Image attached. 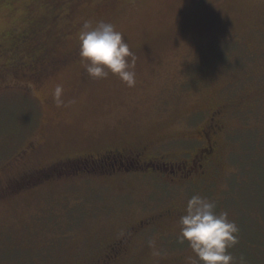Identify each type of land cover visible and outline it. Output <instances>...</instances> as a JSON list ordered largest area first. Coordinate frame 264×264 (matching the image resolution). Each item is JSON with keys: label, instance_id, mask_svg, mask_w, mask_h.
<instances>
[{"label": "rangeland", "instance_id": "1", "mask_svg": "<svg viewBox=\"0 0 264 264\" xmlns=\"http://www.w3.org/2000/svg\"><path fill=\"white\" fill-rule=\"evenodd\" d=\"M11 1L0 0V45L36 17L48 52L77 57L42 74L39 84L23 68L10 73L0 57V179L24 150L35 168L123 140H153L159 150L182 155L193 149L185 139L209 116L205 110L246 95L249 107L227 115L232 129L213 179L175 188L158 176L153 208L187 206L194 195L213 201L239 229L228 249L232 264H264V0H64L54 20L48 11L60 0ZM100 21L113 24L137 58L133 87L111 73L93 79L84 69L79 34L86 22ZM57 85L64 89L61 107ZM101 175L52 178L1 199L0 264L38 261L45 247L57 261L72 258L137 219V203L148 201L151 188L133 180L125 191ZM178 237L155 241L154 257L189 264L195 255Z\"/></svg>", "mask_w": 264, "mask_h": 264}, {"label": "flooded vegetation", "instance_id": "2", "mask_svg": "<svg viewBox=\"0 0 264 264\" xmlns=\"http://www.w3.org/2000/svg\"><path fill=\"white\" fill-rule=\"evenodd\" d=\"M55 65L58 66V63ZM51 65V67H56ZM26 76V74H24ZM41 82V78L39 80ZM248 96L239 97L236 101L224 105L213 107L205 110L203 121H199L197 128L190 133V137L186 138L195 144L193 149L188 150L182 155L169 151H161L158 149L160 142L149 139H137L135 141H121L116 145L109 146L100 153L82 157L81 160L86 161L85 167L90 162L97 163V170L101 176H113L118 180L122 190L130 189L131 182L135 180L151 188V195L148 201L138 202L141 214L118 232L114 237H99L93 243V247L88 252L75 253L72 258L58 260L51 255V251L44 248L38 261L28 260L17 264H164L166 259L158 260L154 257V252L150 247V242L158 239L169 241L171 237L180 234V218L186 214V206L178 201L172 202L170 205L158 210L157 206L153 208V188L156 187V179L158 176L165 179V182L175 188H181L186 185L204 186L207 181L213 179L214 169L219 166V162L223 155L224 145L222 140L228 135L232 129L231 123L228 122V113L231 109L242 107L247 109L249 103L246 102ZM233 104V105H232ZM166 145V144H165ZM187 146V145H186ZM196 146V147H195ZM29 152H31L29 150ZM26 153L18 154L16 163L24 160ZM183 157V158H181ZM114 159L120 160V164L115 166L108 165V161ZM125 161V163H124ZM72 166H65L63 169L69 170ZM169 167V168H168ZM47 168V169H45ZM53 165H48L41 170L49 172L56 171ZM60 169V168H59ZM165 175V176H164ZM168 177V180L166 179ZM112 179V178H110ZM109 180V179H108ZM18 188V193L26 192L33 189L32 187L18 182L1 183L0 194L7 193L10 189ZM124 193L123 196H126ZM148 204L146 206L141 204ZM135 209L130 205L127 211L131 213ZM182 246L190 248L188 243ZM184 247V249L186 248ZM190 250V249H188ZM175 260H171L169 264H179ZM15 264V263H14Z\"/></svg>", "mask_w": 264, "mask_h": 264}, {"label": "clouds", "instance_id": "3", "mask_svg": "<svg viewBox=\"0 0 264 264\" xmlns=\"http://www.w3.org/2000/svg\"><path fill=\"white\" fill-rule=\"evenodd\" d=\"M80 57L84 69L93 79H105L111 73L129 87L135 85L136 56L115 26L97 22L93 27L85 23L80 34ZM64 89L57 85L54 100L57 107L63 106ZM213 201L200 195L192 196L186 206V214L180 218L179 242H187L195 255L189 264H232L233 256L228 249L237 242L238 226L229 220L227 212L215 211ZM154 247V241L150 242Z\"/></svg>", "mask_w": 264, "mask_h": 264}, {"label": "trees", "instance_id": "4", "mask_svg": "<svg viewBox=\"0 0 264 264\" xmlns=\"http://www.w3.org/2000/svg\"><path fill=\"white\" fill-rule=\"evenodd\" d=\"M11 1V0H10ZM49 0H44V3H48ZM13 2V1H11ZM12 4V3H8ZM66 1H58L54 10L49 9L48 13L52 16V20L58 18L61 14L63 5ZM61 5V7H60ZM60 7V8H59ZM39 32V20L38 18L28 19L25 29L19 31L14 30L10 32L6 37L5 44L0 45V57L1 60L4 57L7 60L8 66L5 64L10 73L18 76L20 68L25 69L28 80H33V83L39 84V80H42V74L46 77L51 70H57L60 66L67 64L68 62H74L77 54L72 53L66 56H56L53 53L47 51L46 41L42 40L45 34ZM65 34V32L62 33ZM5 54V55H4ZM4 59V60H5ZM3 61V60H2ZM58 63V66L55 65ZM55 65L56 67H51ZM20 67V68H19ZM24 154L26 151H22L19 154ZM83 155L75 158H69L55 162L48 165H53L58 168L56 171L49 172L47 170H41L48 165H41L40 167H31V153L27 154L23 161L15 162L16 156L10 164L12 165L9 170L3 173V178L0 179L1 183H24L25 185L33 187L35 185L43 184L52 178H64L67 176H77L80 173L88 175L99 174L96 162H90L87 167L86 161L81 160L82 157L89 156ZM13 163V164H12ZM65 166H72L71 169H63ZM60 168V169H59ZM47 169V168H45ZM18 188L10 189L7 193L0 194V200L7 196H14L18 194Z\"/></svg>", "mask_w": 264, "mask_h": 264}]
</instances>
